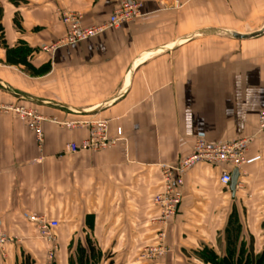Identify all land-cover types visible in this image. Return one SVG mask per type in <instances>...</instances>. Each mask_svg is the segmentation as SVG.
I'll return each mask as SVG.
<instances>
[{"label": "crops", "instance_id": "crops-1", "mask_svg": "<svg viewBox=\"0 0 264 264\" xmlns=\"http://www.w3.org/2000/svg\"><path fill=\"white\" fill-rule=\"evenodd\" d=\"M123 1L140 16L63 41L66 17L99 27ZM0 105L43 119L38 141L14 113L0 114V225L14 239L0 264H49L52 248V264H68L88 241L102 262L201 263L194 253L217 247L232 212L239 243L264 252V0H0ZM79 121H107L120 139L69 152L89 137V126H64ZM247 137V157L260 160L237 170L234 195L218 182L229 167L198 164L175 216L159 221L161 165L189 156L197 139ZM39 217L58 224L51 242L38 236ZM157 246L164 254L151 257Z\"/></svg>", "mask_w": 264, "mask_h": 264}, {"label": "built area", "instance_id": "built-area-1", "mask_svg": "<svg viewBox=\"0 0 264 264\" xmlns=\"http://www.w3.org/2000/svg\"><path fill=\"white\" fill-rule=\"evenodd\" d=\"M139 5L132 2H121L113 14L109 17L105 25L92 27L88 29H80L78 23L73 18L66 17V23H72L68 37L63 40L70 43L93 37L107 29L115 28L122 23L133 21L139 17ZM1 113H14L18 119L26 123L35 133L37 140L42 139V129L40 126L42 117L32 110L23 106H4L0 105ZM89 126V137L81 142L80 145L74 143L69 144L67 149L69 152L93 151L99 152L112 147L121 136V131H117L115 137L108 135L107 121H95L92 123L79 121L67 123L64 126L72 128L76 126ZM258 132L264 137V111L258 113ZM253 141V137H247L231 142L209 143L202 139H197L193 145L189 156L180 160L174 165H161L160 175L162 188L154 197L153 204L158 209L159 221L164 224L169 221L177 213L183 198V178L192 168L198 164H206L213 167H229L223 168L219 176V184L228 187L231 181L232 171L238 170L241 166L251 165L260 160V156L247 157L248 147ZM32 222L36 224L38 236L48 242L53 240V231L58 227L57 222L48 221L43 217L32 218ZM162 236V234H160ZM14 239L10 238L2 230L0 225V251L5 246L12 243ZM151 257H159L164 254V248L157 246L147 250ZM54 248L48 253V258L53 259Z\"/></svg>", "mask_w": 264, "mask_h": 264}, {"label": "trees", "instance_id": "trees-1", "mask_svg": "<svg viewBox=\"0 0 264 264\" xmlns=\"http://www.w3.org/2000/svg\"><path fill=\"white\" fill-rule=\"evenodd\" d=\"M225 234V248L223 254H218L215 250L202 248L195 252L194 256L202 264H264V255L251 254V246L245 242L239 243L242 234L238 216L232 212L228 219ZM251 244V243H250ZM250 248V249H249ZM249 249V250H247ZM264 254V252H262ZM21 264H31L27 258H24ZM68 264H103L101 253L88 241L86 246H78Z\"/></svg>", "mask_w": 264, "mask_h": 264}, {"label": "rangeland", "instance_id": "rangeland-1", "mask_svg": "<svg viewBox=\"0 0 264 264\" xmlns=\"http://www.w3.org/2000/svg\"><path fill=\"white\" fill-rule=\"evenodd\" d=\"M224 237V238H223ZM219 246V247H218ZM224 248H225V234L222 236V238H220V240L218 241V244H217V247L216 248H214V250L217 252V253H219L220 255H222L223 254V251H224ZM250 249V248H249ZM249 249H247V250H249ZM250 251V250H249ZM252 251V252H251ZM251 254H250V256L253 258L255 255H264V254H262L261 252H259V254H255L256 252H255V250L252 248L251 249ZM49 259V258H48ZM50 260V259H49ZM53 260V259H52ZM52 260H50L49 261V264H52ZM106 260H107V258L105 257V260L103 261V264H115V263H113V262H106ZM189 264H202V263H199V262H191V263H189ZM252 264H255V263H252Z\"/></svg>", "mask_w": 264, "mask_h": 264}, {"label": "water", "instance_id": "water-1", "mask_svg": "<svg viewBox=\"0 0 264 264\" xmlns=\"http://www.w3.org/2000/svg\"><path fill=\"white\" fill-rule=\"evenodd\" d=\"M229 34L232 37H235V38H245V37H242L241 35H238L237 33H229ZM237 180H238V171L237 170H234L232 172L231 181H230L229 186H228L229 187V190H230V192H231L232 195L235 194Z\"/></svg>", "mask_w": 264, "mask_h": 264}]
</instances>
